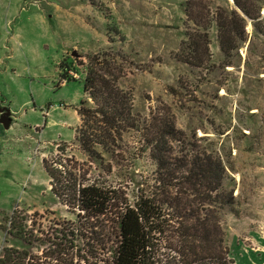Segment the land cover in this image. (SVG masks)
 <instances>
[{"label": "rangeland", "instance_id": "rangeland-1", "mask_svg": "<svg viewBox=\"0 0 264 264\" xmlns=\"http://www.w3.org/2000/svg\"><path fill=\"white\" fill-rule=\"evenodd\" d=\"M193 1L212 14L233 7L232 0ZM184 2L0 0V108H8L11 119L8 127L0 123V250L12 243L4 241L3 228L14 210L45 232L54 218H74L51 192L42 159L61 160L84 184L115 190L111 206L97 219L108 238L119 207L159 184L156 163L135 128L123 130L109 150L96 145L97 157L75 140L80 123L75 107L86 98L88 56L104 52L120 66L117 82L130 92L134 115H173L183 143L172 142L171 162L190 161L185 153L195 150L220 156L222 186L234 198L232 212L220 213L224 243L234 264L257 257L246 233L262 232L264 226V18L255 25L236 19L235 43L227 55L212 22L203 63L193 66L174 56L185 33L196 28ZM259 14L264 16V6ZM68 58L77 78L62 84ZM33 211L40 215L30 216ZM32 246V253H40L39 242Z\"/></svg>", "mask_w": 264, "mask_h": 264}, {"label": "trees", "instance_id": "trees-1", "mask_svg": "<svg viewBox=\"0 0 264 264\" xmlns=\"http://www.w3.org/2000/svg\"><path fill=\"white\" fill-rule=\"evenodd\" d=\"M232 5L212 14L202 3L185 0V14L196 28L185 33L175 58L201 66L209 43L206 29L212 22L218 46L227 55L234 47L231 33L235 32L236 19H249L255 25L264 18L259 14L264 0H232ZM105 55L88 56L83 79L86 98L75 107L80 119L75 140L85 153L97 157L96 145L109 150L116 146L123 130L135 128L156 163L159 184L150 193L139 191L132 203L119 207L116 229L108 238L97 219L111 206L115 190L84 184L61 160L47 163L42 159L51 192L74 212V218H54L50 231L45 232L38 225L34 227L32 217L14 210L6 220L9 225L2 226L7 234L4 241L12 243L1 248L0 264H234L224 243L220 214L224 209L232 212L234 198L232 191L222 186L225 166L220 156L192 149L195 151L185 153L192 156L190 161L171 162L168 156L175 151L172 142L183 143L173 115H134L130 92L117 82L120 66L114 57ZM75 69L73 61L70 67L66 65L61 80L76 78L69 74V70L77 72ZM179 151L186 152L185 148ZM32 214L40 215L37 211ZM34 241L41 245L40 253H32Z\"/></svg>", "mask_w": 264, "mask_h": 264}, {"label": "crops", "instance_id": "crops-1", "mask_svg": "<svg viewBox=\"0 0 264 264\" xmlns=\"http://www.w3.org/2000/svg\"><path fill=\"white\" fill-rule=\"evenodd\" d=\"M71 62H72V60L69 62V58H68V61L65 60V62L63 64V69L66 65L68 67H70ZM10 121H11V119H10ZM262 210H264V206H262ZM262 214H264V212ZM261 220L264 222L263 216H262ZM246 235H247L246 237L251 241L250 243L256 246V249L250 248V251L254 252L257 256L256 258L251 257V260L248 262V264H264V226H263L262 232H259V230L257 228L255 231L246 233ZM245 249H246V247H245Z\"/></svg>", "mask_w": 264, "mask_h": 264}, {"label": "water", "instance_id": "water-1", "mask_svg": "<svg viewBox=\"0 0 264 264\" xmlns=\"http://www.w3.org/2000/svg\"><path fill=\"white\" fill-rule=\"evenodd\" d=\"M73 53V52H72ZM10 111L6 107L0 108V123L4 125V127H8L10 123Z\"/></svg>", "mask_w": 264, "mask_h": 264}, {"label": "built area", "instance_id": "built-area-1", "mask_svg": "<svg viewBox=\"0 0 264 264\" xmlns=\"http://www.w3.org/2000/svg\"><path fill=\"white\" fill-rule=\"evenodd\" d=\"M69 74L72 75L73 77H76V74H77V73L74 72V71L69 70ZM76 78H77V77H76ZM64 80H65V79H62L60 83H63Z\"/></svg>", "mask_w": 264, "mask_h": 264}]
</instances>
